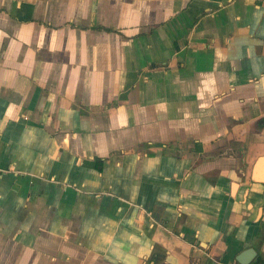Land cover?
<instances>
[{
    "label": "crops",
    "instance_id": "0c3cea01",
    "mask_svg": "<svg viewBox=\"0 0 264 264\" xmlns=\"http://www.w3.org/2000/svg\"><path fill=\"white\" fill-rule=\"evenodd\" d=\"M247 248L264 264V0H0V264Z\"/></svg>",
    "mask_w": 264,
    "mask_h": 264
},
{
    "label": "water",
    "instance_id": "95a60500",
    "mask_svg": "<svg viewBox=\"0 0 264 264\" xmlns=\"http://www.w3.org/2000/svg\"><path fill=\"white\" fill-rule=\"evenodd\" d=\"M256 257V251L253 248H247L240 252L235 260L238 264H250Z\"/></svg>",
    "mask_w": 264,
    "mask_h": 264
},
{
    "label": "trees",
    "instance_id": "16d2710c",
    "mask_svg": "<svg viewBox=\"0 0 264 264\" xmlns=\"http://www.w3.org/2000/svg\"><path fill=\"white\" fill-rule=\"evenodd\" d=\"M101 165H102V161L101 160H96L94 168L97 169V170H100L101 169Z\"/></svg>",
    "mask_w": 264,
    "mask_h": 264
}]
</instances>
